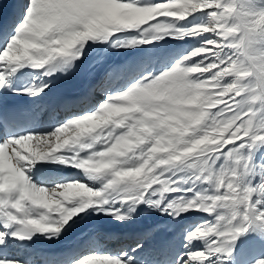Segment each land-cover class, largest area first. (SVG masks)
<instances>
[{"label":"rangeland","instance_id":"374dc122","mask_svg":"<svg viewBox=\"0 0 264 264\" xmlns=\"http://www.w3.org/2000/svg\"><path fill=\"white\" fill-rule=\"evenodd\" d=\"M235 11L237 15H233ZM158 17L161 18L158 23L145 29L151 32L148 43L123 49L112 48L107 42L95 43L75 73L71 72L72 79L85 73L88 79L94 80L96 87L105 81L114 59L126 62L127 66L136 65L133 73L147 64L156 76L147 84L139 85L138 91L129 96L118 94L113 105L118 111H109L107 115L101 112L103 120L82 127L81 136L65 147H78L81 151L97 148L96 152L89 153L88 159L80 161L88 170L135 172L138 168L137 179L156 172L157 183H161L159 177L170 173L162 187H168V181L180 184L179 188L169 189L175 192L166 195L169 202H176L177 215L181 208L185 212L173 218L165 211L141 203L131 219L117 221L110 215L94 211L99 207L94 205L93 209L86 210L87 214L81 213L74 218L72 226L62 230L59 236L43 233L53 242L63 241L91 226L110 228L112 232L145 230L149 226L150 231H155L168 226L177 246L184 245L183 230L190 228V239L197 240L198 244H194L195 249L201 250L202 241L215 237L211 244L216 245L212 249L217 251L223 250L230 240L247 229L253 213L256 214L249 203L255 196L252 184L255 167L260 161L258 152L264 147V0H167L148 10L118 14L117 25L125 29L119 34L121 39L134 38V29ZM202 34L210 38L202 41ZM125 59L132 61L128 63ZM93 61L98 63L93 65ZM129 83L121 90H126ZM103 99L98 98L96 105ZM84 112L80 110L76 115ZM51 127L42 134L54 130ZM73 130L61 134L57 143L62 144L63 139L70 138ZM81 140L87 143L81 144ZM40 147L44 151L36 147L24 157L67 152L55 145ZM133 159L140 161L136 168L122 167ZM73 161L75 156L59 165L70 170L69 180H55L47 185L41 181L37 182V187L85 182L99 190L98 184L86 181L81 170L68 164ZM189 181L194 186H202L196 195L199 203L193 199L185 201V196L191 197ZM84 187L80 185L70 193L86 195L80 191ZM0 192L4 189L0 188ZM212 213H216L214 223L207 225L214 219ZM201 221L205 223L200 224ZM148 236L144 232L137 240L145 241ZM84 251H80L81 254ZM226 257L225 253H220L215 264H227Z\"/></svg>","mask_w":264,"mask_h":264},{"label":"snow or ice","instance_id":"6c2138e0","mask_svg":"<svg viewBox=\"0 0 264 264\" xmlns=\"http://www.w3.org/2000/svg\"><path fill=\"white\" fill-rule=\"evenodd\" d=\"M165 3L167 0H0V88L8 86V78L18 69L23 67L38 69L45 78L43 82L38 86L20 89L19 93L39 101L42 95H46L45 90H50V85L56 79L55 74H70L74 71L82 62V58L88 55L93 44L107 42L112 48L123 49L145 44L146 41L148 43L151 32H145V29L151 24L158 23L160 17L149 21L148 25L141 24L139 28L134 29L136 30L133 34L134 38L121 39L119 34L124 33L125 29L117 25L118 14L148 10ZM5 5L8 7L5 8ZM128 27L132 28L131 25ZM209 38L203 34L200 36L202 41ZM96 63L98 61L92 62L93 65ZM114 71L115 69L106 73L105 80L108 86L103 89V101L91 107L88 114L82 116L72 114L47 134L0 136V148L5 150L18 174V182H12L8 173H0V177L8 182L6 191L0 192V224L6 229L0 232V244H5L7 242L5 237L9 235L20 239H25L34 232L59 236L62 230L72 226L75 222L74 218L81 213L87 214L86 210L93 209L94 205H99L93 209L94 211L110 215L117 221L131 219L136 207L141 203L165 211L173 218L185 212L181 208L180 214L177 215L176 202H169V197L166 195L175 192L169 189L179 188L180 184L168 181V187H162L165 177H170V173L159 177L161 183H157L156 172L137 179L138 168L135 172L104 171L102 168L88 170L80 164V161L88 159L89 153L98 149L94 147L81 151L78 147H65L81 136L83 125L103 120L105 117L100 115L101 112L107 115L109 111H118L113 108L118 94L129 96L132 92L138 91L139 85L147 84L156 76L147 68V64H143L139 68L138 78L129 83L126 90H121L110 85ZM2 121L3 114L0 110V122ZM70 130H73L72 136L63 139L62 144L57 143L61 139V134ZM28 141H33L40 151H44L41 145L48 147L55 145L61 150L67 149V152H53L47 157L28 156L27 160H22L20 157L28 154L22 152L21 147ZM80 143L86 144L87 140H81ZM72 156H75V161L68 164L81 170L86 181L92 182L93 185L98 184L99 190H94L93 186L85 182L76 181H74L76 183H54L48 188L37 187L26 175V171L34 167L37 162L52 160L63 164ZM139 163L140 161L133 159L122 167L136 168ZM160 171L157 169V172ZM171 179L175 180V177ZM149 184L151 186H148ZM80 185L86 186L80 189L86 195L70 193L71 189ZM187 185L191 188V197L185 196V201L196 200V195L201 192L202 186L198 187L199 184L194 186L191 181ZM196 203H199V200H196ZM261 210H264V207L257 205V211ZM212 215L214 219L207 222V225L214 223L216 213ZM252 231L254 230L250 227L236 236L226 250H217L215 254L227 253L226 259L231 264L235 259L233 249L236 247V240L246 232ZM183 232L186 251L177 252L172 264L205 262V259H198L194 254H203V256L207 254L208 257L215 255L210 251V247L216 248V245L211 244L215 237L202 241L203 249L194 250V243L197 240L190 239L191 229L185 228ZM255 232L264 238V230ZM142 247L143 240L138 239L135 247H126L115 255L81 254L80 251L74 250L68 256V264H136L132 253ZM0 264H13V262L7 257L0 256ZM252 264H264V257L254 258Z\"/></svg>","mask_w":264,"mask_h":264},{"label":"bare ground","instance_id":"6f19581e","mask_svg":"<svg viewBox=\"0 0 264 264\" xmlns=\"http://www.w3.org/2000/svg\"><path fill=\"white\" fill-rule=\"evenodd\" d=\"M243 45L245 46V42ZM125 61L128 62L127 59H125ZM130 61L132 60H129L128 63H130ZM112 62L111 66L113 67L108 68L107 72L115 69L110 81V85L113 88L121 89L123 85H126L140 75V72L133 73V68L136 67V65L134 67L130 66L131 64L127 66L126 62H116L114 59ZM39 71L40 70L31 67L20 68L8 78V86L0 88V110H2V114L8 103L14 104L13 107L18 108L20 113V121L12 128L9 126V132L12 136H14V132H17V128L21 126L26 127L25 134H42L46 130L48 131L51 125L54 128L60 126L70 115L78 114L80 110L88 114L89 109L96 105L97 99L103 97V89L108 86V82L105 80L95 87L93 83L94 80H92V78L88 79L85 73L78 76L75 74L76 78L74 79L71 78L74 76L71 73H56V79L50 85V90L46 89V95H42L41 99L36 101L32 97L20 94L19 90L40 85L45 78ZM34 72H36V74H34ZM55 110L58 112H55ZM84 113H82V115H84ZM91 123L92 122H89L88 124ZM85 126H87V124L82 127ZM6 133L7 131L4 129L2 122H0V136H6ZM34 148H36L34 143L28 141L27 144L21 147V151L27 153L31 150L34 151ZM259 152L258 154H260V157H258V160L260 161L255 167V181L252 184L255 196L253 197L251 195L253 198L250 196L252 200L249 199L251 201L249 205L251 204L252 206V212H256V214L253 213L250 226H247V229L242 230L240 234L247 231L250 227L253 228L254 231L246 232L236 240V247L233 249L235 259L231 264H252L254 258L264 257V238H261L258 233L255 232L256 230H264V210L260 212L257 211V205L264 207V205H261L264 204V147ZM20 158L22 160L28 159V157L25 158L24 156ZM0 173H8L12 182H18L16 168L2 148H0ZM76 174H78V172H76ZM26 175L34 180L32 183L36 186L38 185L37 182L41 181L44 185H47L55 180H69V174L66 169H62L59 165H57V167H43L39 162L30 170H27ZM0 179V188H3L5 192L8 182L4 181L2 177H0ZM206 217L204 216V218ZM203 223H205V221L200 222V224ZM148 228H145V230L137 228L127 231L120 229L118 231L116 230L117 232H112L110 228L108 230L106 227L95 228V226H91V228H86L85 231L76 233L70 236V238L63 241L55 240L54 242L50 240L49 237H46V235L43 236V234L39 232H34L25 239L9 235L5 237L7 242L5 244H0V256L9 258L12 260L13 264H68V256L74 250H85L82 254L95 251L92 254H103L102 252H104L114 255L126 247H135L134 242H136L137 238H140L144 232L148 233L149 238L147 237V239L143 241V247L141 249H137L132 253L136 264H170L177 252L183 253L186 251L184 245L181 247L177 246L173 231H168V226L155 231H150V228ZM3 231H6V229L0 224V232ZM231 241L232 240L229 241L223 250L227 249ZM195 243L197 244V242ZM197 245L196 248L198 247ZM203 248L204 247H202V249ZM194 250H197L195 249V245ZM210 251L213 254L216 253L212 248H210ZM194 255H196L198 259H205L207 264H215V262H218L216 258L220 253L215 254L213 257H208L207 254H205V256H203V254ZM225 255L227 256L228 254L225 253ZM205 262H197V264H205ZM227 264H229V261Z\"/></svg>","mask_w":264,"mask_h":264},{"label":"crops","instance_id":"0c3cea01","mask_svg":"<svg viewBox=\"0 0 264 264\" xmlns=\"http://www.w3.org/2000/svg\"><path fill=\"white\" fill-rule=\"evenodd\" d=\"M248 10H249V9H248ZM248 12H249V11H248ZM235 14L237 15V12H236V11L234 12L233 15H235ZM238 16H239V15H238ZM237 20H238V19H237ZM237 20H236V21H237ZM233 21H234V20H233ZM241 26H242V25H241ZM241 28L243 29V27H241ZM228 38H229V37H228ZM229 39H230V38H229ZM253 45H258V44L254 43Z\"/></svg>","mask_w":264,"mask_h":264},{"label":"clouds","instance_id":"9594fccd","mask_svg":"<svg viewBox=\"0 0 264 264\" xmlns=\"http://www.w3.org/2000/svg\"><path fill=\"white\" fill-rule=\"evenodd\" d=\"M242 130L247 131V129H242Z\"/></svg>","mask_w":264,"mask_h":264}]
</instances>
